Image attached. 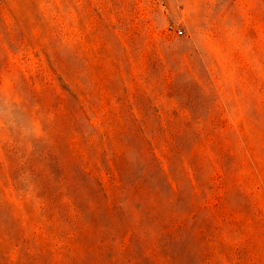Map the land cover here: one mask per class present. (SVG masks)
<instances>
[{
    "label": "rangeland",
    "instance_id": "374dc122",
    "mask_svg": "<svg viewBox=\"0 0 264 264\" xmlns=\"http://www.w3.org/2000/svg\"><path fill=\"white\" fill-rule=\"evenodd\" d=\"M0 264H264V0H0Z\"/></svg>",
    "mask_w": 264,
    "mask_h": 264
},
{
    "label": "built area",
    "instance_id": "2783aa9c",
    "mask_svg": "<svg viewBox=\"0 0 264 264\" xmlns=\"http://www.w3.org/2000/svg\"><path fill=\"white\" fill-rule=\"evenodd\" d=\"M178 32H179V33H183V30L179 29Z\"/></svg>",
    "mask_w": 264,
    "mask_h": 264
}]
</instances>
